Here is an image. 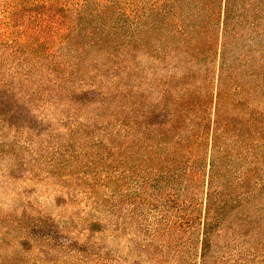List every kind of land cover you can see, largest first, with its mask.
I'll list each match as a JSON object with an SVG mask.
<instances>
[{"label":"rangeland","instance_id":"rangeland-1","mask_svg":"<svg viewBox=\"0 0 264 264\" xmlns=\"http://www.w3.org/2000/svg\"><path fill=\"white\" fill-rule=\"evenodd\" d=\"M46 4L0 11V264H264V0ZM180 140L204 157L183 211L131 170Z\"/></svg>","mask_w":264,"mask_h":264},{"label":"trees","instance_id":"trees-1","mask_svg":"<svg viewBox=\"0 0 264 264\" xmlns=\"http://www.w3.org/2000/svg\"><path fill=\"white\" fill-rule=\"evenodd\" d=\"M50 2L49 11H52L53 6L56 4L62 3V6L74 5L80 6L83 8L84 6L91 3V0H6L3 2L0 11L4 13L9 20H15L14 16L17 10L20 8L26 9L32 6H41L47 5L46 2ZM98 1V2H97ZM95 0V10L99 8V2H107L111 7L122 8L121 10L115 11V13L121 16L128 17H141L146 15H159L167 12L172 8V6L183 0ZM226 4H231V2H235V0H224ZM80 4V5H79ZM229 6V5H228ZM63 10H66L65 7H61ZM94 8V7H93ZM63 12V11H61ZM66 18V16H65ZM13 27V24L11 25ZM11 30V28L9 29ZM196 141H199L197 136ZM201 139V138H200ZM183 140H180L176 143L172 150L169 152H165L161 155V151L159 155L154 158L149 156L144 159V163L141 165L139 163L132 166L131 170L135 172L139 168L142 169L145 166H149L146 171L148 174V178L144 180L142 183V188H146L149 184H155L158 190V194H169L165 199L168 201V207L177 209L178 211H183L187 209L190 205L195 204L194 199H190V203L188 204V199L181 198V194H185L182 189L183 185L181 183L193 182L196 178H199V171L201 168V164L204 162V157L202 156V142L198 143V148H194L190 142L183 143ZM208 166H210V174L208 178V187L211 185V188L215 184L219 182L222 176H225L227 171L231 169L229 164H225L223 162V158H219L217 161L211 162L208 161ZM228 169V170H227ZM212 170V173H211ZM142 171V175H143ZM245 180L242 182V186H245ZM170 186L171 184H173ZM136 185V183H135ZM190 187V183H189ZM232 187V186H231ZM137 188V185H136ZM166 189V190H165ZM168 190V191H167ZM129 195L138 194L137 192H129ZM170 194H173L170 195ZM177 195L174 198V195ZM137 197V196H136ZM206 215L207 222L204 223L203 232H204V251L207 252L209 246L211 244V232L216 229V224L219 221H216L217 216L220 218L221 215L227 213L228 204L231 202L228 200V194H223V192L213 191V188L208 191L206 194ZM132 201H135V196L130 197ZM133 203V202H132ZM188 204V205H187ZM135 206V204H133ZM217 215L215 216L214 214ZM195 219L191 218V223L193 224Z\"/></svg>","mask_w":264,"mask_h":264}]
</instances>
